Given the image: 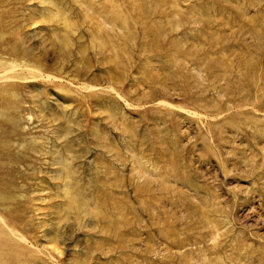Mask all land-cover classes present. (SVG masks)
Here are the masks:
<instances>
[{"label":"rangeland","instance_id":"rangeland-1","mask_svg":"<svg viewBox=\"0 0 264 264\" xmlns=\"http://www.w3.org/2000/svg\"><path fill=\"white\" fill-rule=\"evenodd\" d=\"M0 264H264V0H0Z\"/></svg>","mask_w":264,"mask_h":264},{"label":"bare ground","instance_id":"bare-ground-1","mask_svg":"<svg viewBox=\"0 0 264 264\" xmlns=\"http://www.w3.org/2000/svg\"><path fill=\"white\" fill-rule=\"evenodd\" d=\"M5 195V194H4ZM2 234V233H1Z\"/></svg>","mask_w":264,"mask_h":264}]
</instances>
